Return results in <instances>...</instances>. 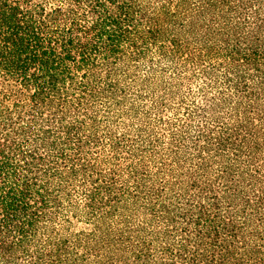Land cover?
<instances>
[{"label": "trees", "instance_id": "16d2710c", "mask_svg": "<svg viewBox=\"0 0 264 264\" xmlns=\"http://www.w3.org/2000/svg\"><path fill=\"white\" fill-rule=\"evenodd\" d=\"M0 264H264V0H0Z\"/></svg>", "mask_w": 264, "mask_h": 264}]
</instances>
